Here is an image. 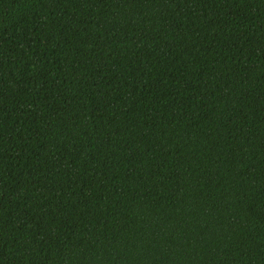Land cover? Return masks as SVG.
I'll return each mask as SVG.
<instances>
[{
  "label": "trees",
  "instance_id": "trees-1",
  "mask_svg": "<svg viewBox=\"0 0 264 264\" xmlns=\"http://www.w3.org/2000/svg\"><path fill=\"white\" fill-rule=\"evenodd\" d=\"M0 264H264V0H0Z\"/></svg>",
  "mask_w": 264,
  "mask_h": 264
}]
</instances>
